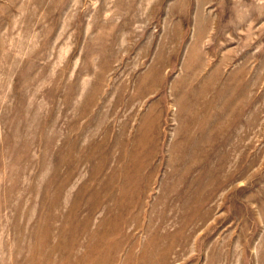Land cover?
Returning <instances> with one entry per match:
<instances>
[{
  "label": "rangeland",
  "instance_id": "rangeland-1",
  "mask_svg": "<svg viewBox=\"0 0 264 264\" xmlns=\"http://www.w3.org/2000/svg\"><path fill=\"white\" fill-rule=\"evenodd\" d=\"M0 264H264V0H0Z\"/></svg>",
  "mask_w": 264,
  "mask_h": 264
}]
</instances>
